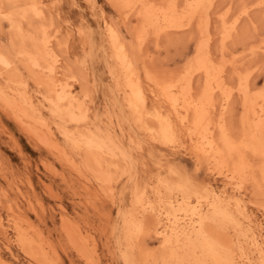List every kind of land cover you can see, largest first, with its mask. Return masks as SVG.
Masks as SVG:
<instances>
[{"label": "bare ground", "instance_id": "6f19581e", "mask_svg": "<svg viewBox=\"0 0 264 264\" xmlns=\"http://www.w3.org/2000/svg\"><path fill=\"white\" fill-rule=\"evenodd\" d=\"M54 1L0 0V23L10 27L12 49L0 48V109L70 169L89 203L118 206L126 264H264V219L256 222L245 200L249 194L264 199V87L252 77L264 72L258 59L264 58V34L242 52L229 48L252 39L244 31L248 27L261 29L255 17L264 15V0H243L238 6L233 0H109L124 21L136 20L137 45L103 20L115 95L106 121L94 112L87 88L89 60L85 57L77 68L63 63L70 34L53 28ZM78 33L86 32L79 28ZM194 34L191 56L179 72L161 74L146 63L150 40L172 44ZM136 49L143 55L139 62ZM247 58L255 62L247 66ZM237 102L240 115L234 121ZM127 123L135 130L128 137ZM158 145L186 152L225 188L195 184L166 156L158 164L169 176L160 173L152 183H139L136 154ZM121 181L133 187L127 208L121 206ZM13 218L29 225L20 214L13 212ZM62 224L80 257L95 264L88 236L65 218ZM17 227L26 255L37 264H51L55 252L41 242V234L29 225L40 238L37 243ZM0 229L8 233L1 219ZM150 238L157 241L154 249ZM0 264L19 263L0 254Z\"/></svg>", "mask_w": 264, "mask_h": 264}, {"label": "rangeland", "instance_id": "374dc122", "mask_svg": "<svg viewBox=\"0 0 264 264\" xmlns=\"http://www.w3.org/2000/svg\"><path fill=\"white\" fill-rule=\"evenodd\" d=\"M233 1L238 6L243 0ZM53 3V28L57 27L62 35L70 34L67 53H64L65 50L63 52V63L74 65L73 68H77L85 57L89 60L86 69L87 88L90 90L91 98L93 97L94 112L97 110L95 113L98 117L106 121L110 104L115 95L113 92L114 83L108 68L111 49L108 45L103 20L114 23L123 39L134 47L137 43L132 32L136 27V20L124 21L109 0H97L96 6H91L86 0H55ZM222 5L224 4L222 3ZM255 18L259 20L261 29L255 31L252 26L248 27L244 31L252 39L248 40L249 42H238V45L231 44L232 48L229 45L230 50L242 52L249 48L247 44L256 42L257 37L264 34V15L260 13ZM79 28L85 29V35L78 33ZM9 36V25L4 22L0 23V48L12 52ZM196 36V34L192 37L183 36L172 44H167L165 41L156 43L150 40L145 46V50L151 59H147L146 63L152 65L151 67H154L155 71L159 69L157 72L161 74L179 72L191 56ZM90 44L93 45L92 50ZM214 47L218 49V42ZM242 48L244 49L241 50ZM141 55L142 53L137 49L134 50V56L138 62L143 60V55ZM258 59L264 61L263 57ZM254 62L247 58L245 64L248 66ZM259 71H256V75L253 73L252 77L253 83L262 89L264 87V72ZM80 89L81 87L78 85V90L80 91ZM235 111L234 121H238L239 102L235 105ZM125 132H127L125 136L128 137L129 133H133L135 130L127 123ZM139 134V132L136 133L138 136ZM125 141L128 144V140L125 139ZM165 156L169 163L174 165L177 172L190 178L195 184L202 187L211 183L218 190L225 188V183L222 180L211 179L204 168L198 167L194 159L186 152L174 153L159 145L149 146L146 151L136 154V160L139 162L137 163L138 182L141 184L152 183L160 173L163 176H169L166 170L159 168L158 164L159 159ZM49 165H53L55 170L47 168ZM200 169L201 172H199ZM69 170L68 167L62 166L46 149L36 145L19 125L0 109V219L8 230V233H5L0 229V254L19 264H37L26 255L25 246L20 245V240H18L20 235L17 226L20 224L22 229L29 232L28 234L39 243L40 238L35 236L32 228L29 227L31 224L41 234V242L45 245L50 244L55 252V256L50 259L51 264H86L72 244L68 242L62 224L63 218H65L69 224L88 236L85 241H87L88 250L91 251L95 264H126L122 258L123 253L120 245L122 222L118 206L109 202L99 203L96 206L89 203L88 196L80 188V182ZM120 183L118 189L123 191L121 206L127 208L131 202L133 187L131 184H128L129 187L127 184L124 186L125 182L123 181ZM228 190L230 193L233 192L230 188ZM255 199L256 201H254ZM245 200L248 205V214L256 222L262 221L264 219V199L261 200L260 197L249 194ZM29 201L31 202L30 207ZM12 205L11 212L10 206ZM13 212L16 215H22L23 219L29 221V225L25 222L16 224L13 220ZM109 214L110 216H108ZM244 226L249 227L247 222ZM148 243L150 248L157 247V241L154 238L148 239Z\"/></svg>", "mask_w": 264, "mask_h": 264}]
</instances>
